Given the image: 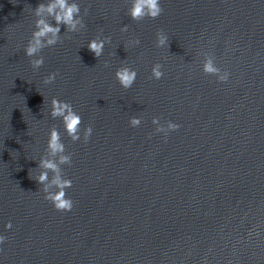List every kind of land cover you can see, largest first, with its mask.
Instances as JSON below:
<instances>
[{
  "label": "water",
  "instance_id": "water-1",
  "mask_svg": "<svg viewBox=\"0 0 264 264\" xmlns=\"http://www.w3.org/2000/svg\"><path fill=\"white\" fill-rule=\"evenodd\" d=\"M41 2L0 0V264H264V0H160L163 14L140 23L130 0H77L85 28L61 26L34 72L24 47ZM98 35L111 37L99 59L87 48ZM204 53L227 82L202 72ZM122 65L137 71L127 90ZM52 97L80 114V141L49 116ZM153 117L181 127L165 140ZM52 126L72 155L69 213L30 178Z\"/></svg>",
  "mask_w": 264,
  "mask_h": 264
},
{
  "label": "clouds",
  "instance_id": "clouds-1",
  "mask_svg": "<svg viewBox=\"0 0 264 264\" xmlns=\"http://www.w3.org/2000/svg\"><path fill=\"white\" fill-rule=\"evenodd\" d=\"M87 11V10H85ZM164 9L160 5V0H130V7L127 9V15L132 21L140 23L145 19L156 20L163 14ZM81 8L77 0H47L41 2L33 9V15L36 17L34 30L24 47V54L29 58L30 67L34 72L38 71L44 64V56L40 55L43 49L54 47L62 43L61 26L66 33H79L85 28L84 20L81 16ZM122 32L128 31V26L121 28ZM155 45L157 48L169 47V38L163 29L157 30ZM111 43V37L100 35L89 40L88 50L99 59L103 55L105 44ZM138 38L128 41V46H138ZM202 63V72L205 75L216 76L218 82L225 83L229 79V72H222L221 68L215 63V58L204 53ZM107 66V65H106ZM163 65L156 63L151 69L149 79L160 80L164 77L162 71ZM59 73H50L43 78L45 85L53 84ZM118 84L125 90L130 89L136 81L137 71L127 65L117 68L114 73ZM49 116L55 120L60 119L64 134L75 143L81 139L82 118L78 114L70 101H65L52 97L50 100ZM142 123V118L132 116L128 120L129 127L138 128ZM152 124L156 125V133H164L165 140L169 132L179 130L180 124L172 121L166 122V127L160 123L158 117H153ZM93 128L88 125L83 130V142L86 144L92 135ZM72 166V155L66 152L65 144L62 140L61 132L56 126L49 129L47 143L42 155L38 161V173L34 179L41 187L40 191L44 193V200L48 201L55 211L60 213H69L74 208V201L66 193V190L72 187V180L67 178L63 172L62 166ZM51 173V176L49 175ZM12 223L5 224V229H11ZM6 237L0 235V244L4 243Z\"/></svg>",
  "mask_w": 264,
  "mask_h": 264
}]
</instances>
